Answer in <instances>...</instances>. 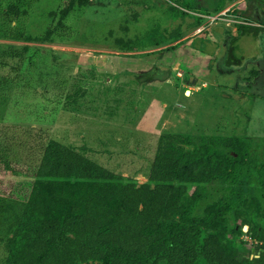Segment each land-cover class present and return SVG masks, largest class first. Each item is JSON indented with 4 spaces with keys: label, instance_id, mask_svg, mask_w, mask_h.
Segmentation results:
<instances>
[{
    "label": "rangeland",
    "instance_id": "obj_1",
    "mask_svg": "<svg viewBox=\"0 0 264 264\" xmlns=\"http://www.w3.org/2000/svg\"><path fill=\"white\" fill-rule=\"evenodd\" d=\"M64 1L0 0V147L10 158L35 157L50 137L143 183L165 131L245 135L264 155V35L233 40L231 16L235 8L256 15L252 0H227L231 11H208L191 28L206 10L182 0H90L55 41L13 39L41 35ZM11 4L16 22L5 14ZM179 25L187 40L160 52L176 43ZM2 179L11 181L0 171ZM5 254L0 244V264Z\"/></svg>",
    "mask_w": 264,
    "mask_h": 264
},
{
    "label": "trees",
    "instance_id": "obj_2",
    "mask_svg": "<svg viewBox=\"0 0 264 264\" xmlns=\"http://www.w3.org/2000/svg\"><path fill=\"white\" fill-rule=\"evenodd\" d=\"M182 1L206 10L190 28L227 6ZM88 4L65 0L41 35L13 39L55 41L75 7ZM20 13L11 4L5 14L16 22ZM235 25L233 40L264 35L262 24ZM181 27L160 52L184 44ZM253 146L245 135L161 132L143 183L55 138L42 139L25 161L2 146L0 171L11 180L0 184L2 264H264V155Z\"/></svg>",
    "mask_w": 264,
    "mask_h": 264
},
{
    "label": "crops",
    "instance_id": "obj_3",
    "mask_svg": "<svg viewBox=\"0 0 264 264\" xmlns=\"http://www.w3.org/2000/svg\"><path fill=\"white\" fill-rule=\"evenodd\" d=\"M249 2L252 5L250 7V10H253L255 12V14H256L252 18H248V16H246V14L244 13L245 12L244 10L236 11V8L232 10L233 14L230 12V15L232 14L231 16H234L235 18H238V19L240 18L241 20L246 18L247 20H245V19L243 20V21H246V22H248V19L255 20L256 22H260L259 24H262L264 26V0H252V1H249ZM227 8L230 9L231 7L230 6L228 7V5H227L225 7V9H227ZM230 11H231V9H230Z\"/></svg>",
    "mask_w": 264,
    "mask_h": 264
},
{
    "label": "clouds",
    "instance_id": "obj_4",
    "mask_svg": "<svg viewBox=\"0 0 264 264\" xmlns=\"http://www.w3.org/2000/svg\"><path fill=\"white\" fill-rule=\"evenodd\" d=\"M223 12V11H222ZM233 17V19L235 18L234 16H232ZM235 21H233V22H235V23H237V22H246V21H243V20H241V19H238V18H235L234 19ZM191 92V91H190ZM245 227H247V226H245Z\"/></svg>",
    "mask_w": 264,
    "mask_h": 264
},
{
    "label": "built area",
    "instance_id": "obj_5",
    "mask_svg": "<svg viewBox=\"0 0 264 264\" xmlns=\"http://www.w3.org/2000/svg\"><path fill=\"white\" fill-rule=\"evenodd\" d=\"M222 13V12H221ZM221 13L218 14V16L220 17ZM217 17V16H216ZM232 21H235L234 19H232Z\"/></svg>",
    "mask_w": 264,
    "mask_h": 264
},
{
    "label": "water",
    "instance_id": "obj_6",
    "mask_svg": "<svg viewBox=\"0 0 264 264\" xmlns=\"http://www.w3.org/2000/svg\"><path fill=\"white\" fill-rule=\"evenodd\" d=\"M187 93H190V90H187ZM245 230L247 229V227L244 228Z\"/></svg>",
    "mask_w": 264,
    "mask_h": 264
}]
</instances>
